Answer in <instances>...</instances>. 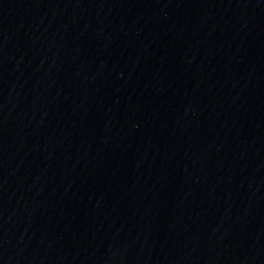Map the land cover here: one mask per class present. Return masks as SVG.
<instances>
[{"label":"water","instance_id":"water-1","mask_svg":"<svg viewBox=\"0 0 264 264\" xmlns=\"http://www.w3.org/2000/svg\"><path fill=\"white\" fill-rule=\"evenodd\" d=\"M0 264H264V0H0Z\"/></svg>","mask_w":264,"mask_h":264}]
</instances>
